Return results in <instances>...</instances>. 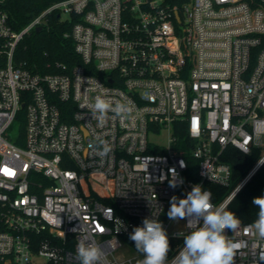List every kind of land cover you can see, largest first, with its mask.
I'll return each instance as SVG.
<instances>
[{"label": "built area", "instance_id": "2783aa9c", "mask_svg": "<svg viewBox=\"0 0 264 264\" xmlns=\"http://www.w3.org/2000/svg\"><path fill=\"white\" fill-rule=\"evenodd\" d=\"M2 3L0 264H79L80 239L104 249L101 264H139L129 234L144 218L162 223L171 264L190 229L168 219L170 198L231 186L234 151L261 155L237 191L264 164V0H58L19 30ZM56 12L76 17L65 36L81 63L17 65L20 42ZM97 96L132 111L100 124ZM161 127L168 144L152 147ZM238 220L234 264H264V239Z\"/></svg>", "mask_w": 264, "mask_h": 264}, {"label": "clouds", "instance_id": "9594fccd", "mask_svg": "<svg viewBox=\"0 0 264 264\" xmlns=\"http://www.w3.org/2000/svg\"><path fill=\"white\" fill-rule=\"evenodd\" d=\"M132 111L131 101L111 102L97 96L92 106L93 118L103 124L108 119V113L114 117L126 118ZM103 150L101 156L110 151L107 142L101 140ZM183 183L177 178L169 181L172 188ZM168 219L173 221L186 220L190 231L179 233L183 238V247L173 257L171 264H234L235 251L240 247L227 235L226 230L235 232L239 220L235 213L223 205L212 203V193L204 190L202 185H193L184 198L173 195L170 198ZM252 203L258 207V217L251 225L261 239H264V196L255 197ZM123 225L122 221H119ZM195 226V227H194ZM194 227V230H192ZM138 252L143 254L139 264H168V254L171 251L170 241L166 230L159 220L144 218L142 226L134 227L129 234ZM104 249L97 243L80 239L76 246V259L79 264H101ZM264 259V256H262Z\"/></svg>", "mask_w": 264, "mask_h": 264}, {"label": "trees", "instance_id": "16d2710c", "mask_svg": "<svg viewBox=\"0 0 264 264\" xmlns=\"http://www.w3.org/2000/svg\"><path fill=\"white\" fill-rule=\"evenodd\" d=\"M56 1L58 0H3L1 6L8 12L12 27L19 30ZM58 13L50 15L48 26L41 32H32L20 42L15 55L17 65L43 73H58L62 65L70 69L81 63L75 52L73 40L65 36L66 31L71 30L76 17L71 16V19L63 20ZM183 136L185 138L186 134ZM260 156L259 151L251 155L234 151L230 158L233 164L231 186L207 185L212 190L214 201L218 203L223 201L245 178ZM260 196H264V164L233 197L227 210L234 212L236 217L244 222L254 223L259 209L252 201Z\"/></svg>", "mask_w": 264, "mask_h": 264}, {"label": "rangeland", "instance_id": "374dc122", "mask_svg": "<svg viewBox=\"0 0 264 264\" xmlns=\"http://www.w3.org/2000/svg\"><path fill=\"white\" fill-rule=\"evenodd\" d=\"M70 16L71 15L69 13L65 12V13L62 14L61 18L65 19V18H68ZM169 136H170L169 135V130L166 127L151 129L149 131V135H148L149 142H150L152 147H155V146H163V147H165V146H167ZM263 143H264V139H263ZM238 189H239L238 186L233 188L230 191L228 196L232 195L233 193H235V195H236L238 193V191H237ZM179 222H182V220H179Z\"/></svg>", "mask_w": 264, "mask_h": 264}, {"label": "water", "instance_id": "95a60500", "mask_svg": "<svg viewBox=\"0 0 264 264\" xmlns=\"http://www.w3.org/2000/svg\"><path fill=\"white\" fill-rule=\"evenodd\" d=\"M42 30H43L42 27H37L36 32H41Z\"/></svg>", "mask_w": 264, "mask_h": 264}]
</instances>
